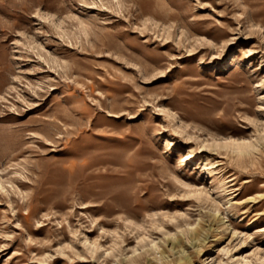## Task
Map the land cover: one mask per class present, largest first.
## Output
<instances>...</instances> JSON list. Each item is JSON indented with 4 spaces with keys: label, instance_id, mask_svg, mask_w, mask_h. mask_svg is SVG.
Wrapping results in <instances>:
<instances>
[{
    "label": "rangeland",
    "instance_id": "374dc122",
    "mask_svg": "<svg viewBox=\"0 0 264 264\" xmlns=\"http://www.w3.org/2000/svg\"><path fill=\"white\" fill-rule=\"evenodd\" d=\"M0 264H264V0H0Z\"/></svg>",
    "mask_w": 264,
    "mask_h": 264
},
{
    "label": "bare ground",
    "instance_id": "6f19581e",
    "mask_svg": "<svg viewBox=\"0 0 264 264\" xmlns=\"http://www.w3.org/2000/svg\"><path fill=\"white\" fill-rule=\"evenodd\" d=\"M232 142H234V139H232V141H231V143ZM189 156L186 154V155H184V158H183V160H186L187 158H188ZM93 163V162H92ZM130 180V179H129ZM131 181V180H130ZM127 184V183H126ZM109 190V189H108ZM96 194H98L97 192H95ZM119 193V192H118ZM118 193H117V195H118ZM95 194V195H96Z\"/></svg>",
    "mask_w": 264,
    "mask_h": 264
}]
</instances>
